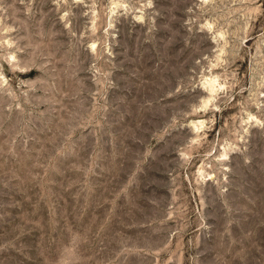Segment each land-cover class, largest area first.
Returning a JSON list of instances; mask_svg holds the SVG:
<instances>
[{
    "label": "rangeland",
    "instance_id": "374dc122",
    "mask_svg": "<svg viewBox=\"0 0 264 264\" xmlns=\"http://www.w3.org/2000/svg\"><path fill=\"white\" fill-rule=\"evenodd\" d=\"M0 264H264V0H0Z\"/></svg>",
    "mask_w": 264,
    "mask_h": 264
}]
</instances>
